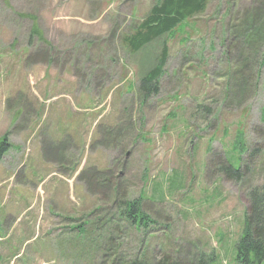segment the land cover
I'll list each match as a JSON object with an SVG mask.
<instances>
[{
    "label": "rangeland",
    "instance_id": "obj_1",
    "mask_svg": "<svg viewBox=\"0 0 264 264\" xmlns=\"http://www.w3.org/2000/svg\"><path fill=\"white\" fill-rule=\"evenodd\" d=\"M155 2L0 0V264L157 260L185 243L238 264L245 194L264 172V39L251 33L264 0H208L129 53L122 39ZM239 132L259 154L235 183L218 171L246 163ZM133 201L155 222L145 234L118 218Z\"/></svg>",
    "mask_w": 264,
    "mask_h": 264
},
{
    "label": "trees",
    "instance_id": "obj_2",
    "mask_svg": "<svg viewBox=\"0 0 264 264\" xmlns=\"http://www.w3.org/2000/svg\"><path fill=\"white\" fill-rule=\"evenodd\" d=\"M207 4L208 0H156L149 12L144 16V19L136 21L135 27H132V35L125 36L121 45L129 53H137L154 40L173 34V31L181 23L203 13ZM259 20L262 22L260 29L253 30L251 33L254 34L252 38L257 37L258 40L263 41L264 12L259 15ZM165 58L166 55L163 51L160 58L155 61V67L140 81L139 91L144 94V98L157 93L156 86L161 76ZM261 120L264 122V110L261 114ZM7 140V133L0 138V160L9 148ZM234 144L237 152L240 155H245L246 163L243 164L240 161L239 166L234 168L225 160V165L218 172L224 180L240 183L244 173L248 170V165L251 164L250 160L257 158L259 148L255 147L246 155L244 135L241 132L235 134ZM263 167L264 165L262 170ZM248 172L250 173V167ZM245 202L247 209L243 228L235 245L236 262L238 264H262L264 263V172L260 185L247 187ZM117 212L119 220L125 221L127 226L133 230L144 231V234L147 229L155 225V222L140 211L138 201L121 204ZM75 229L78 233L84 234L83 226ZM109 259L110 262L114 259L111 264H212L214 256H206L194 243H185L184 248L179 250L175 256L163 254L157 260L155 258H147L144 254H135L132 258L125 261V259L116 256L115 253Z\"/></svg>",
    "mask_w": 264,
    "mask_h": 264
}]
</instances>
